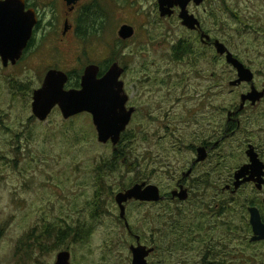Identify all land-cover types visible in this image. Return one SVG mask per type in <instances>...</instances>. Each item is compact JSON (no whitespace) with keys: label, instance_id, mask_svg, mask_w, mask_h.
<instances>
[{"label":"rangeland","instance_id":"1","mask_svg":"<svg viewBox=\"0 0 264 264\" xmlns=\"http://www.w3.org/2000/svg\"><path fill=\"white\" fill-rule=\"evenodd\" d=\"M157 1L128 0L125 7L114 9L99 40L97 36L84 40L90 56L99 61V56H107L103 41L110 40L116 49L121 23H135L146 50L138 55L135 72L125 78L128 93L140 106L124 143L132 165L99 182L95 170L111 157L114 146L98 141L92 116L82 113L66 120L56 108L46 121L31 119L33 92L42 85L45 62L27 59L6 68L0 61V264H55L62 250L71 252L72 264H132L130 247L137 245V236L156 249L148 256L149 264H264V242H242V233L246 241L250 229L248 203L255 196L250 186L244 189V200L227 203L222 219L211 217L216 211L213 197L202 189L204 197L193 196L181 204L127 202L126 216L136 235L128 232L120 217L115 197L125 185L146 181L165 195L185 178L197 159L193 130L206 111L203 96L209 84L213 132L225 124L226 109L239 101L238 90L231 92L229 85L232 68L215 50L197 65L190 64V58L170 60L172 44L185 35L176 20L157 23ZM205 7L206 13L200 10L205 27L253 66L255 81L262 83L264 0H207ZM140 42L125 52L119 44L116 51L128 54ZM69 52L64 62L70 70L89 62V54L77 61ZM164 67L171 74L162 84L159 72ZM78 80L73 75L68 88L76 87ZM248 124L246 136L254 129L252 122ZM242 141V137L230 139L216 149L207 165H201V176L217 184L228 181L248 162ZM98 210L101 215L95 217ZM206 222L211 228L200 233L198 227ZM225 223L240 230L241 236L233 237L232 243L224 239ZM204 236L213 239L211 247L204 249L203 243L194 241Z\"/></svg>","mask_w":264,"mask_h":264},{"label":"flooded vegetation","instance_id":"2","mask_svg":"<svg viewBox=\"0 0 264 264\" xmlns=\"http://www.w3.org/2000/svg\"><path fill=\"white\" fill-rule=\"evenodd\" d=\"M127 1L128 0H0V14L6 11L19 13L22 10V12L28 13V18L33 23L30 38L27 42L26 48L22 52V56L20 57V59H18L15 64L10 61L7 66H4L3 59L1 57L0 61L6 68H9L11 66L14 67L19 62L25 61L27 59L45 62L42 66L45 75L51 69L64 71L69 76L68 84L71 82L73 75H76L79 78V83L76 87L71 88H80L81 78L85 72V69L89 65L96 64L100 67L98 77L101 78L107 73V71L114 63H118L122 68H124L121 79L124 81L125 90L129 96L127 107L135 108L131 121L126 130L130 131L128 130V128L136 120L139 114L140 106L136 105L133 102V95L131 93H128L125 78L129 74L133 73V71L135 72V68L138 65V63H136L138 55H142L146 51L142 48L143 43L145 42L141 39L139 40L138 26L135 23H121V27L123 25L132 26L134 28V34L130 38L124 39L120 36V27L118 30V38L115 37V39L118 40V42L116 43V49L114 48L110 40L103 41L104 45L106 46V52L104 54H106L107 56H99L101 57L99 61H97V59H93L90 56L89 53L91 50L89 49V46L84 42L86 38L88 39L89 37L94 36H97L96 40H99V37H101L102 29H104L105 27L108 29L109 20L111 14L114 12V9L116 12L118 9L125 7ZM206 2L207 0H204L201 5H198L194 1H191L188 4L187 8L189 12L191 14H194L201 21V27L194 30L189 29L188 27L183 25L182 19L179 16L181 11V8L179 6H175L172 8V10L174 11L172 15L162 16L160 12L159 0L155 3L157 23L161 25L164 21L176 20L178 25L183 29L185 35L176 40L170 48V60L172 62L179 63L180 61H186L187 58H190V64L197 65V63L201 61L202 58H209V53H212L214 50L216 51L214 41L217 38H214L212 32L205 27L204 18L200 14V10H203L204 13L208 11L205 7ZM112 33H114V31ZM206 35H210L211 39H207ZM136 40L141 41L142 43L140 42L137 48H132L130 53L125 54L124 52L128 50L131 47V44ZM90 44L94 43H92L91 41ZM117 45L123 47L124 52L123 49L119 50V53H123L122 55L117 53ZM73 46L75 48H73ZM69 51L74 52L73 55L76 56L77 61L83 59L85 53H87V55L89 54V62L83 63L79 67H76L77 70H70L64 62L65 55L66 53H70ZM219 57L232 68L231 71L234 73V77L229 81V85L231 86V92H235L236 94L239 92V101L234 102L226 109L225 114L227 118L225 124L223 125V127L221 125L218 130L216 129L215 132H213L212 113L210 110L212 86L211 84L208 85V89L203 96L204 106L206 107L204 108V110L206 109V111L204 112V116L199 120L200 124L198 123L199 121L195 123L197 121V119H195V129L193 130V136L198 141V144L193 147L197 156L196 158H198V149L200 147L205 148L207 158L203 161L193 159L190 167V169H192L191 174L183 179L177 180L175 184L176 188L178 189L181 186H184V188L188 190V199L180 200L178 197L174 198L172 196V192L178 190L175 188L166 193L165 199L160 202L140 203L160 204L165 202H176L177 204H179L180 202L190 201L193 196H195L196 199L202 198L205 194L213 197L211 201L214 202L216 207V211L213 215H211V217L220 216V218L222 219L229 205L227 203L238 204L240 200H244V189L250 186L255 196L254 199H252L253 201H250L248 203L247 210L249 212L250 207L256 206L260 210L262 219L264 221V186L262 189H258L256 183L251 181L245 182L239 187H236L235 173L238 169L228 181L218 184L207 181V175H205L204 179V177H202L199 173L201 165H207V162L211 159L216 149H219L226 141L237 137L243 138L242 147L246 155L250 146H252L255 152L258 153L260 159L264 161V95L256 103H253L250 100L243 102V95L248 94L253 87H255L258 91L264 93V81L262 83L255 81V79L257 78V71L254 70L253 66L247 63L245 60L238 57L247 67L252 69L255 75L254 81H244L237 85H231L230 82L236 80L238 77L237 69L227 62L226 56L219 55ZM160 73L162 74L161 83L163 84L167 81V77L171 74V71L168 67H164L159 72V74ZM248 122L253 123L254 129L252 133H249V135L246 136V130L244 126L245 124H248ZM198 124L200 125V128L196 130ZM247 126H249V124ZM217 134H220L221 136L219 139H216V141L213 142ZM247 158L249 162L248 155ZM248 162L244 164H247ZM214 188H216L220 192H213L212 189ZM201 189L205 191L204 194H202L203 192L200 191ZM122 220L124 221V225L128 232L131 235H136L135 232L131 229V225L130 228H128L125 219ZM249 225L250 229L247 230L248 236L246 237V241H244V232L242 233L243 244L247 243L248 245H253L256 243L264 242V240L252 241L254 232L250 223V218ZM210 228L211 225H208L206 222L203 227H198V231L201 230L200 233L203 232L207 234ZM223 231L225 233L224 239L230 240L228 241V243L233 242V237L237 238L238 235L241 236L239 228L237 226L234 228L229 223L224 224ZM194 241H198L197 243H200L199 246H201L203 243L204 249L206 247H211L213 243V239L211 240V238L207 236H204L203 238H201V240ZM148 247L154 248L151 246ZM155 250L156 249L154 248V251L150 255H152Z\"/></svg>","mask_w":264,"mask_h":264},{"label":"water","instance_id":"3","mask_svg":"<svg viewBox=\"0 0 264 264\" xmlns=\"http://www.w3.org/2000/svg\"><path fill=\"white\" fill-rule=\"evenodd\" d=\"M194 1L201 5L204 0H159L160 12L162 16L172 15V8L179 6L181 8L180 18L183 25L189 29L201 27V21L188 10V4ZM32 22L25 12H2L0 14V57L3 59L4 66L11 61L13 64L22 56L23 50L31 35ZM120 36L124 39L130 38L134 34V28L130 25H123L120 28ZM211 39L210 35H206ZM216 52L219 55L226 56L229 64L233 65L238 72L236 80L230 82L231 85H237L244 81L253 82L254 72L247 67L229 47L219 39L214 41ZM100 67L96 64L89 65L81 78L80 88H66L69 76L66 72L51 69L42 82V85L33 92L32 111L33 115L39 121H46L55 108H59L64 119L68 120L82 113H88L92 116L93 124L96 128L98 141L102 144L112 143L116 147L122 138V134L127 130L135 108H128L129 96L126 93L124 81L121 76L124 72L118 63H114L107 73L101 78L98 77ZM104 81L109 87L100 90L95 87L99 82ZM53 83L59 85V92L53 90ZM63 94V95H61ZM83 94L84 98L74 103H67L64 100L65 95L77 96ZM264 93L258 91L255 87L243 95V102L247 100L256 103L263 97ZM247 155L249 162L242 165L235 173V184L239 187L245 182H255L258 189L264 186V161H262L254 148L250 146ZM207 158L205 148L198 149V161ZM192 169L185 173L189 176ZM174 198L186 200L189 197L188 190L181 186L178 190L172 192ZM165 199L158 185L146 181L136 183L130 188L117 193L115 200L120 208V216L125 219L126 225L130 228V223L126 217V204L130 200L140 202H160ZM250 223L254 235L252 241L264 240V221L260 210L256 206L249 208ZM137 245H131L133 259L132 264H149L148 256L154 251V248L140 242L137 236ZM55 264H72L71 252L62 250L58 253Z\"/></svg>","mask_w":264,"mask_h":264},{"label":"trees","instance_id":"4","mask_svg":"<svg viewBox=\"0 0 264 264\" xmlns=\"http://www.w3.org/2000/svg\"><path fill=\"white\" fill-rule=\"evenodd\" d=\"M73 81H71L70 83H72ZM78 85V83H77ZM36 117H32L31 119H35ZM127 132H124L122 134V138L120 143L114 147V152L111 155V157H108L107 159L102 160L99 165L97 166L95 173H96V181H101L102 179H104L106 176H111L112 174L118 173L120 170H122V167H126L129 168L132 165V162H130L129 159V154L125 152L124 149L127 148V146H124L125 143V138ZM130 186L125 185L122 189L126 190L128 189ZM105 191V189H103V192ZM98 192V196L101 197L100 191ZM99 202H97L96 200V205L98 206ZM101 207V204H100ZM101 215L100 211L98 210L97 214H95V217H99ZM72 230V229H70ZM2 232V230H0V233ZM50 232H47V237L50 236ZM79 233L77 232V235ZM33 233H31L28 236V239L32 238ZM32 246L28 243V247ZM33 247V246H32Z\"/></svg>","mask_w":264,"mask_h":264},{"label":"snow or ice","instance_id":"5","mask_svg":"<svg viewBox=\"0 0 264 264\" xmlns=\"http://www.w3.org/2000/svg\"><path fill=\"white\" fill-rule=\"evenodd\" d=\"M95 87L97 89L103 90L109 86L104 81H101L98 84H96ZM52 88L54 91L59 92V85L53 83ZM61 95H63V94H61ZM83 98H84L83 94H79L77 96H73V95H65L64 96V100L70 104L74 103V102H78L79 100H81Z\"/></svg>","mask_w":264,"mask_h":264}]
</instances>
